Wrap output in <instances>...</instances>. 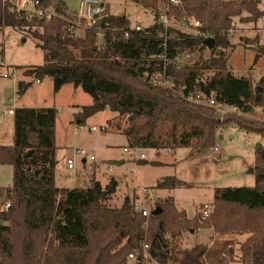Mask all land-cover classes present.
Wrapping results in <instances>:
<instances>
[{
	"label": "trees",
	"instance_id": "16d2710c",
	"mask_svg": "<svg viewBox=\"0 0 264 264\" xmlns=\"http://www.w3.org/2000/svg\"><path fill=\"white\" fill-rule=\"evenodd\" d=\"M129 1L154 12L152 25L126 36L129 17L109 14L103 20L108 25L103 47H98L95 31L83 37L70 32L75 26L65 0H42L56 13L50 20L26 17L0 0V27L29 33L45 51L44 63L25 68V75L37 80L51 77L55 92L73 84L92 96V103L76 113L77 122L83 125L105 109L127 115L129 125L123 130L129 147L172 151L190 147L204 154L215 146L221 126L229 123L264 137V74L257 84L250 75H235L227 54L236 46L229 34L233 20L257 22L264 16L260 7L264 0H181L182 6H172L169 14L200 20L202 27L194 31L165 27L159 21L163 4L173 5L170 0ZM208 37L215 40L212 48ZM164 43L166 55L157 59L153 55L163 52ZM244 45L257 51L255 64L264 45L258 35L244 38ZM188 52L195 53L196 61H183ZM164 65L177 81L190 85L199 81L198 88L217 104L236 106L243 114H254L259 107L262 115L255 120L226 115L221 121L216 107L189 102L151 84L146 72ZM30 85L19 81L18 92ZM13 116V144L0 145V165L13 168L12 184L0 188V204L10 202L7 210H0V264H131L129 254L134 251V264H264V145L255 149V184L215 188L214 209L205 223L215 233L247 237L237 242L238 248L222 243L183 249L174 240L191 227L204 226L198 215L190 218L171 198L159 201L149 217L131 197L113 206L109 202L118 188L114 177L106 184L93 178L85 186H58L56 108L22 107ZM177 184L175 176H165L155 187L170 189ZM147 218L150 226L145 227ZM143 240L149 244L146 256L140 248Z\"/></svg>",
	"mask_w": 264,
	"mask_h": 264
},
{
	"label": "rangeland",
	"instance_id": "374dc122",
	"mask_svg": "<svg viewBox=\"0 0 264 264\" xmlns=\"http://www.w3.org/2000/svg\"><path fill=\"white\" fill-rule=\"evenodd\" d=\"M65 1L70 12L78 10L80 0ZM100 1L105 4L108 13L125 14L132 24L140 23L144 27H149L154 21V12L151 9H146L133 1ZM181 4L180 2L178 5ZM260 7L264 9V2ZM183 30L193 31L185 27ZM229 34L232 43L236 45L234 49L227 50L230 69L237 76L250 75L253 83L257 84L264 74V54L254 64L257 51L245 46L244 38L253 39L258 35L259 43L264 45V16L257 22H240L239 18H235ZM45 55V51L36 45L35 39L29 33L16 28L0 27V59L3 61V64L0 62V145H12L14 141V116L7 112L8 108H56V158L63 172L75 175L74 179L67 177L69 179L67 183H63L62 178H59L58 186L63 187L65 184L75 187L78 178L83 180L82 186L89 185L93 178L106 184L114 177L118 180V188L109 202L111 205L120 206L125 197H131L135 199L139 209L149 208L152 211L161 198L173 196L177 208H184L188 216L193 218L196 208L198 211L203 204H211L213 211L215 188L254 185L255 177L248 171L254 168L255 149L258 145H264V137L258 133L246 132L234 123L222 125L219 129L220 133L215 142L220 148L219 153L214 151V147L204 154L195 152L190 147H177L174 155L168 150H163L159 159L162 163L159 166L152 163L138 164L137 159L124 150V146L129 147L128 137L123 130L129 125L127 115L120 116L105 109L90 116L83 123V127L76 130V113L82 106L92 103V96L73 84H65L55 92L51 77L46 76L42 80H37L24 74L25 68L43 64ZM193 57L189 60L192 61ZM196 59L195 56L194 61ZM20 66L24 68H18ZM19 81L31 83L22 94L18 92ZM226 115L255 120L262 113L259 107L255 109L254 114L220 111V116L224 118ZM91 126H96L98 130L91 133L89 131ZM80 147L94 148L96 160L87 159L84 162L76 153V148ZM144 151L147 160H157L153 149ZM68 158L75 160L73 170H66ZM118 161L123 163L118 164ZM165 176H175L177 186L171 190L156 188L157 182ZM12 180V166L0 165V188L8 187ZM197 215L199 223L204 226L198 229L191 227L183 231L182 235L174 240L177 246L185 249L204 244L215 248L223 241L238 248L237 242L247 237L245 233L241 235L237 232L215 233L211 226L205 225L209 217L202 219L199 212ZM148 226L150 218H147L145 223V227ZM130 262L134 264L135 259H131Z\"/></svg>",
	"mask_w": 264,
	"mask_h": 264
},
{
	"label": "built area",
	"instance_id": "2783aa9c",
	"mask_svg": "<svg viewBox=\"0 0 264 264\" xmlns=\"http://www.w3.org/2000/svg\"><path fill=\"white\" fill-rule=\"evenodd\" d=\"M4 4L12 5L17 12L24 13L26 17H41L45 18V20H50L56 16L54 10L50 7H44L45 5L42 0H2ZM181 0H170V4L173 5H163L162 11L159 14V21L165 27H175L181 28L184 27L188 30H195L202 27V22L196 19L194 16H184L181 19H178L174 14H169L172 6L180 7L182 5H178ZM70 15V23L75 26L74 29H70L71 33H74L78 36H85L88 31L96 32V42L98 47L104 46L105 34L107 31L108 25L103 22L104 18L107 17L110 13L107 12V9L103 2L100 0H80L78 4V10L76 12L67 11ZM28 29L29 27H25ZM146 27L142 26L140 23H134L130 25V29L125 32L127 36L130 31H143ZM167 52V45L164 43V50L162 53L155 54L157 59H163ZM193 57V60H189L190 57ZM195 60V53L188 52L183 56L184 62H193ZM0 62L1 61L0 59ZM166 62V60H165ZM146 77L149 82L155 86H160L166 89L173 91L175 94L182 96L189 102L208 105L211 107H216L222 113L227 111H239L236 106H228V105H219L215 102L212 96H208L204 91L198 88L199 81H196L194 84L190 85L188 82H180L177 81L174 77H172L168 72L166 65H164L161 69L153 72H146ZM9 114H14L15 108L10 107L7 109ZM220 120H223V116H220ZM83 125L79 122H76V130H80ZM221 129V128H220ZM98 129L96 126L89 127V131L96 132ZM220 133V130L218 131ZM132 157L136 159H145L146 153L145 149L142 148H132L126 147L124 148ZM157 151V149H153ZM220 150L218 145L214 146V151L218 153ZM76 153L79 154L82 158L89 159L91 161L96 160L95 149L94 148H76ZM67 165L69 168H73L75 165V160L72 158L67 159ZM10 207V202H6L0 205V210H7ZM136 208L139 207L136 205ZM213 206L211 204H203L199 207L198 212L202 219H206L210 216ZM142 214L144 216H150V209L145 208L142 209ZM141 250L144 252L145 256L148 254L149 244L146 240H143L140 244ZM136 251L129 254L130 259L136 257Z\"/></svg>",
	"mask_w": 264,
	"mask_h": 264
},
{
	"label": "crops",
	"instance_id": "0c3cea01",
	"mask_svg": "<svg viewBox=\"0 0 264 264\" xmlns=\"http://www.w3.org/2000/svg\"><path fill=\"white\" fill-rule=\"evenodd\" d=\"M104 4V3H103ZM105 5V4H104ZM106 7V6H105ZM132 24V23H131ZM5 75H6V73H5ZM220 137H222L221 135H220ZM56 139H57V137H56ZM127 146H124V148H126ZM163 150H168V149H161V150H157V151H155V153H156V156H157V160H153V161H149V163H152V164H154V165H156V166H159L161 163H162V160H159L160 158H161V152L163 151ZM168 151H170V153L172 154V155H174V153L176 152V149H174L173 151L172 150H168ZM127 152V151H126ZM219 152H220V150H219ZM218 152V153H219ZM171 155V156H172ZM58 160V159H57ZM145 160H147V155H146V158H145ZM83 161L84 162H86L87 161V159H85V158H83ZM121 163H123L122 161H118V164H121ZM138 163V162H137ZM67 167H68V165H67ZM75 167V166H74ZM73 167V168H74ZM73 168H69L68 167V169H66V170H73ZM254 169V168H253ZM253 175H254V173H252ZM57 175H58V178H57ZM61 175V176H60ZM72 178V179H74V177H75V175L73 174V175H71L69 172L68 173H66V172H63V170H61V168L59 167V163H57V166H56V181H57V183H58V179L59 178H62V181H63V183H67V182H69V179L68 178ZM255 177V176H254ZM81 181H83L81 178H78L77 179V181H76V186H82L81 184H82V182ZM255 184V183H254ZM65 185V184H64ZM63 185V187H67V188H73L74 186H70V185H65L64 186ZM166 189H169V188H166ZM171 189H173V188H170V190ZM166 198H171L172 200H174V197L173 196H168V197H163V198H161L162 200L163 199H166ZM124 200V199H123ZM123 202V201H122ZM175 202V201H174ZM183 210L184 211H186L184 208H183ZM197 208H196V214H195V216H197ZM187 213V212H186ZM188 215V214H187ZM194 231V230H193ZM245 234H247V233H245ZM239 235H241V234H239ZM223 243V241H221V243L219 242L218 243V245L219 244H222ZM232 246H233V244H231Z\"/></svg>",
	"mask_w": 264,
	"mask_h": 264
},
{
	"label": "water",
	"instance_id": "95a60500",
	"mask_svg": "<svg viewBox=\"0 0 264 264\" xmlns=\"http://www.w3.org/2000/svg\"><path fill=\"white\" fill-rule=\"evenodd\" d=\"M206 42H207V45H208V47H210V48H212L213 46H214V44H215V40H214V38L213 37H208L207 39H206ZM248 172H250V173H254V169H253V167L251 168V169H249V171ZM161 210L160 209H156V213H159ZM192 231H193V229H192Z\"/></svg>",
	"mask_w": 264,
	"mask_h": 264
}]
</instances>
